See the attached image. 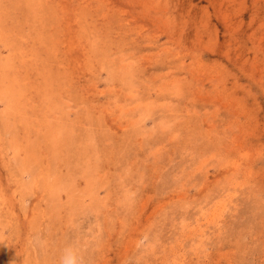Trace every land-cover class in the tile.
I'll return each mask as SVG.
<instances>
[{"label": "rangeland", "instance_id": "1", "mask_svg": "<svg viewBox=\"0 0 264 264\" xmlns=\"http://www.w3.org/2000/svg\"><path fill=\"white\" fill-rule=\"evenodd\" d=\"M264 264V0H0V264Z\"/></svg>", "mask_w": 264, "mask_h": 264}, {"label": "clouds", "instance_id": "2", "mask_svg": "<svg viewBox=\"0 0 264 264\" xmlns=\"http://www.w3.org/2000/svg\"><path fill=\"white\" fill-rule=\"evenodd\" d=\"M61 264H81V257L78 251L71 248L65 249L61 257Z\"/></svg>", "mask_w": 264, "mask_h": 264}]
</instances>
